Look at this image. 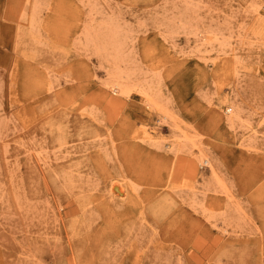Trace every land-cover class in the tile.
<instances>
[{"label": "rangeland", "instance_id": "374dc122", "mask_svg": "<svg viewBox=\"0 0 264 264\" xmlns=\"http://www.w3.org/2000/svg\"><path fill=\"white\" fill-rule=\"evenodd\" d=\"M263 6L0 0V264H264Z\"/></svg>", "mask_w": 264, "mask_h": 264}, {"label": "bare ground", "instance_id": "6f19581e", "mask_svg": "<svg viewBox=\"0 0 264 264\" xmlns=\"http://www.w3.org/2000/svg\"><path fill=\"white\" fill-rule=\"evenodd\" d=\"M263 5H264V0H263ZM264 7V6H263ZM261 15V14H260ZM261 17V16H260ZM262 23V22H261ZM103 24V23H102ZM101 25V24H100ZM99 25V26H100ZM104 25V24H103ZM107 26V25H106ZM89 27V26H88ZM113 27H115V26H113ZM116 28V27H115ZM263 28V27H262ZM97 29H98V27H97ZM96 29V30H97ZM102 29H103V26H102ZM90 30H91V28H90ZM101 30V29H100ZM117 30H120V29H117ZM89 31V30H88ZM92 31V30H91ZM94 31V30H93ZM107 31H109V30H107ZM95 33V32H94ZM100 34H102V33H100ZM107 35V34H106ZM88 36V39H85L86 41L88 40L89 42H92V43H95L96 45H97V43L96 42H94L96 39H94V35H93V33H92V35L89 33H87V35H86V37ZM101 36V35H100ZM112 36V35H111ZM113 37H114V35H113ZM100 38V37H99ZM106 39H108L109 40V38H106ZM98 40V39H97ZM87 41V42H88ZM121 41H122V39H121ZM98 42H99V40H98ZM92 43H91V45H92ZM110 43L111 44H118L117 43V41H115V39L113 40H111L110 41ZM90 45V46H91ZM94 45V44H93ZM92 45V46H93ZM94 47V46H93ZM96 47H98V45L96 46ZM100 48V47H99ZM98 49V48H97ZM109 50V49H108ZM98 52V51H97ZM116 52H117V50H116ZM108 54V53H107ZM109 56V55H108ZM107 56V57H108ZM111 56V55H110ZM108 59V58H107ZM114 62H115V60H114ZM111 66H112V64H111ZM116 66V65H115ZM114 66H112V67H110V68H113ZM114 69H117L116 67L114 68ZM118 71H120V70H116L115 72H118ZM119 74H120V72H118ZM115 76H117V75H115ZM121 77V76H120ZM119 77V78H120ZM122 79V78H121ZM121 79H119V80H121ZM122 82V81H121ZM120 82V83H121ZM118 83V82H117ZM123 84V83H122ZM118 85H121V84H118ZM120 87V90L122 91V89H124V86H122L123 88H121V86H119ZM142 87H144V86H142ZM135 88V87H134ZM129 89H132V87H130ZM128 88H127V91L129 90ZM139 89V88H138ZM125 90V89H124ZM146 90V89H145ZM149 90V89H148ZM126 91V90H125ZM130 91V90H129ZM141 91V90H140ZM123 92V91H122ZM142 92V91H141ZM151 92H153L152 90H151ZM142 94H144V93H142ZM149 94V93H148ZM146 95V94H145ZM144 95V96H145ZM152 95V94H151ZM146 97L149 99V97L146 95ZM152 99V98H151ZM149 101H150V99H149ZM152 101V100H151ZM147 102V101H146ZM153 103V102H152ZM154 104V103H153ZM157 108H159V107H157ZM225 110V109H224ZM226 110H228L229 111V113H231L232 112V109L231 108H227ZM116 184V183H115ZM110 188H112V187H110ZM113 192H115V191H113ZM120 192H122V190L120 191ZM121 195V194H120ZM113 196V195H112ZM115 196H117V195H115Z\"/></svg>", "mask_w": 264, "mask_h": 264}]
</instances>
